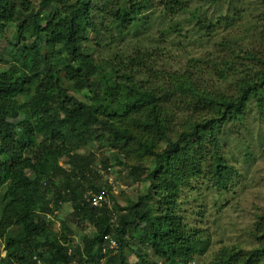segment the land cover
I'll use <instances>...</instances> for the list:
<instances>
[{"label":"trees","instance_id":"trees-1","mask_svg":"<svg viewBox=\"0 0 264 264\" xmlns=\"http://www.w3.org/2000/svg\"><path fill=\"white\" fill-rule=\"evenodd\" d=\"M235 1L41 0L35 7L30 0H0V42L7 40L0 50V241L5 252L0 264H130L127 253L139 225L158 262L147 260L142 250L134 251L133 264H187L206 252L207 243L174 221L176 201L182 187L202 175L205 158L215 189L225 190L228 168L221 163L217 131L237 122L250 100L264 118V0H241L261 8L262 25L249 30L258 50L229 56L230 46L220 43V55L206 59L209 76L220 79L237 66L246 69L235 99L211 95L201 86L208 75L196 68L205 62L161 82L153 71L154 55L143 43L131 56L119 53L107 62L101 56L109 49L106 37L122 43L136 37L139 43L157 11L162 23L186 14L207 39L223 20H203L197 9L191 11L193 3ZM232 19L241 23L244 18ZM135 71L145 72L146 84L134 80ZM170 134L177 135L175 141ZM94 143L114 151L116 165L154 160V169L145 171L147 195L120 208L115 226L105 205L91 208L83 199L89 190L111 187L108 179L103 187L90 180L103 177L101 169L92 173L86 163L93 156L81 154ZM139 168L128 166L135 178ZM65 204L69 214L53 225L63 233L49 237L53 227L45 214H61ZM78 222L99 229L91 239L82 237L83 249L69 244ZM107 236L117 247L103 254ZM252 236L256 248L223 249L213 264H263L264 217Z\"/></svg>","mask_w":264,"mask_h":264},{"label":"rangeland","instance_id":"rangeland-1","mask_svg":"<svg viewBox=\"0 0 264 264\" xmlns=\"http://www.w3.org/2000/svg\"><path fill=\"white\" fill-rule=\"evenodd\" d=\"M30 1L35 7L41 2V0ZM195 9L203 20L216 22L221 19L223 25L213 30L214 32L209 31L208 38L205 39L203 32L197 31L194 21L191 22L186 14L179 15L172 22L167 20L166 23H162L158 21L160 15L157 11L150 18L146 34L142 32V36L138 38L139 43L136 37L129 38L124 43L115 42L108 37L104 38V45L109 49L101 58L107 62L119 53L131 56L140 48L137 44L143 43L145 48L154 55L153 71L158 74L161 82L168 75L181 74L184 69H191L195 62H205L204 68L200 66L196 68L198 71L204 70L203 77L208 75L203 78L201 86L205 87L206 92H210L211 95L235 99L238 94L236 84L243 79L246 69L237 66L236 72L226 74L223 79H220L215 75L209 76L206 59L209 54L220 55L217 51L219 49L217 45L220 43H227L230 46L232 52L225 53L229 56H244L253 49L258 50L257 43L251 39L249 30L253 24L262 25L261 8L248 6L238 0L217 4L193 3L191 11ZM239 16L241 19L244 18L241 23L232 19ZM234 23H238L239 26L234 27ZM172 27H175L174 30ZM6 45L7 40L0 42V50H3ZM193 71L195 72L194 69ZM133 75L135 81L147 83L145 72L143 76L136 75V71ZM174 124L176 125V122L171 123V125ZM172 131L178 133V129ZM176 137V134L168 136L172 141H175ZM216 138L220 143L221 163L228 168L224 173L227 188L223 191L215 189V178L212 174L213 170L210 169L211 163L208 158H205L202 175L192 177L182 187L180 197L176 201L174 221L188 234H194L195 239L208 244L203 255L196 256L187 264H213L215 256L223 249L228 252L256 248L252 235L256 232L260 218L264 217V118L260 117L254 101L250 100L246 104L237 122L227 124L222 128L221 133L217 131ZM81 154L85 157L93 156L91 162H86L89 163L92 173L102 170L100 173L103 177L101 175L99 179L96 176L90 177L94 185L103 187L107 185L108 178L113 181L114 186H108L109 189L107 188L105 192L109 203L107 209L111 212L112 224L115 226V219L120 214L118 212L121 211L120 208L137 202L139 197L147 195L150 183L144 180L145 171L154 169V160L147 159L148 162L138 163L129 159L124 160L125 165H116L112 161V156L116 153L104 144L96 143L90 144L81 151ZM66 161L67 159H64V162ZM105 162L108 168L103 170L102 164ZM129 165H139L137 173L140 178L131 175ZM151 209H156V206L152 204ZM69 212L70 206L65 204L61 209L60 217L54 218V222L46 220V223L53 227L54 224H59L60 219H64ZM72 227L74 233L69 242L73 245L72 248L83 249L82 237L87 236L91 239L99 233L97 227L85 225L82 222ZM142 228L143 225L138 226L137 240L131 242L132 250H128L127 259L130 264H133L136 261L134 251L142 254L144 250L146 259L157 263L158 259L154 257L146 244L147 234L142 231ZM60 232L63 233L62 229L55 227L47 230L49 237L55 234L60 235ZM4 254L3 244L0 241V257H4ZM78 258L75 262L79 261L80 258Z\"/></svg>","mask_w":264,"mask_h":264},{"label":"built area","instance_id":"built-area-1","mask_svg":"<svg viewBox=\"0 0 264 264\" xmlns=\"http://www.w3.org/2000/svg\"><path fill=\"white\" fill-rule=\"evenodd\" d=\"M108 183L110 186L113 185L112 179L108 178ZM108 196L105 191H99L97 193H94L93 191H87L86 194L83 196V199L85 203H87L91 208H101L103 205L106 206V208L109 206ZM60 214L59 210H55L52 214H45V218L47 221L54 222V218H57ZM60 216V215H59ZM105 239L108 241L107 248L103 247L102 253L104 254L106 252V249L114 250L117 247V242L115 239L111 238L109 236L105 237Z\"/></svg>","mask_w":264,"mask_h":264}]
</instances>
